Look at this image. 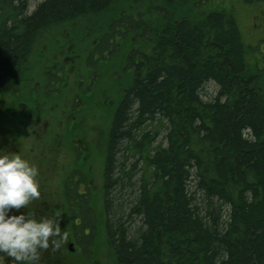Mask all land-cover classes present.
Returning a JSON list of instances; mask_svg holds the SVG:
<instances>
[{
  "label": "trees",
  "instance_id": "obj_1",
  "mask_svg": "<svg viewBox=\"0 0 264 264\" xmlns=\"http://www.w3.org/2000/svg\"><path fill=\"white\" fill-rule=\"evenodd\" d=\"M202 1L43 0L31 10V0H0V134L15 139L11 151L24 150L28 110L58 103L68 52L74 62L83 51L114 103L102 210L76 149L66 159L55 143L40 157L48 164L62 151L60 168L71 171L61 175L63 200L28 207L58 216L80 246L44 251L40 264H90L100 225L110 264H264V76L251 68L234 11ZM45 51L46 75L35 64ZM105 63L118 64L112 75ZM210 82L218 90L206 100ZM13 83L36 93L16 95Z\"/></svg>",
  "mask_w": 264,
  "mask_h": 264
},
{
  "label": "rangeland",
  "instance_id": "obj_2",
  "mask_svg": "<svg viewBox=\"0 0 264 264\" xmlns=\"http://www.w3.org/2000/svg\"><path fill=\"white\" fill-rule=\"evenodd\" d=\"M42 1L31 0L30 9L33 10ZM202 2L203 7L208 10L222 8L234 11L249 49L248 61L251 64V68L258 70L264 76V0H203ZM76 52L77 57H82L80 61L76 59L74 62H71L68 58L70 57L69 52L66 53L65 57H60L61 61L63 60L65 63L64 66L66 68L64 76H62L61 90L56 96H53V99L58 101V103L52 106L44 103L41 109L34 114H30L31 110H28V116L25 118L28 117L31 121H34V124L31 127L24 125L23 130L18 132V139L22 142L24 150L22 152H15L37 165L41 189L46 192V195L37 201H43L50 196L53 199H57L59 196L63 200V188L59 186L62 179L61 175L70 172L71 169L66 164H64V170L60 168V160L66 157L62 151L67 153L66 159H68L69 156L72 158L73 155L75 156L76 149L82 160L79 162L81 165L79 168L87 170V175L89 174V179L92 180L90 189L92 198L97 204L94 207L97 210H102L100 203H103L102 171L104 165V137L106 134V127L104 125L109 118L108 102L110 101L111 105L114 103L111 96L105 92L107 90L106 87L103 89V92L101 86L97 89V86L102 82V75L99 71L93 70L96 66L92 67L91 64L86 65V55L81 49H78ZM50 59L51 54L45 51L41 52L40 57L35 61V64L41 65L44 75L52 68V61ZM109 60L111 61V59H108L106 62H109ZM117 67V63L115 65L106 64L104 69L112 75V72ZM85 68H87V71L82 78L79 71ZM117 73H115L116 77L118 76ZM9 87L12 93L16 95L27 96L30 93L33 96L36 93L31 89L20 87L16 83L11 84ZM23 90L25 92L22 93ZM217 90L218 87L215 83H208L203 90V98L209 100L216 95ZM9 98L10 95L7 99ZM11 113L16 115V109ZM63 128L68 130L67 138H64L66 135ZM15 142V139L7 138V134H0V153L8 154L14 152V150L11 151L10 149L13 144L15 145ZM55 143H57L56 148H60L62 151L58 153V158L50 159L48 160L49 163L45 164L40 157L46 150H52ZM35 147L38 148V152L34 151L33 148ZM71 190L68 187L66 191L68 198L73 196ZM89 192L90 190H88ZM61 200L57 202L62 204ZM98 231L96 243L94 242V246H92L95 254L93 255V260H90L89 263L110 264L108 263L110 261L109 254L100 241L104 236L102 234L104 233L102 225H100Z\"/></svg>",
  "mask_w": 264,
  "mask_h": 264
},
{
  "label": "clouds",
  "instance_id": "obj_3",
  "mask_svg": "<svg viewBox=\"0 0 264 264\" xmlns=\"http://www.w3.org/2000/svg\"><path fill=\"white\" fill-rule=\"evenodd\" d=\"M38 176L37 165L21 154L0 153V264H40L44 251L67 242L58 216L28 207L41 198Z\"/></svg>",
  "mask_w": 264,
  "mask_h": 264
},
{
  "label": "flooded vegetation",
  "instance_id": "obj_4",
  "mask_svg": "<svg viewBox=\"0 0 264 264\" xmlns=\"http://www.w3.org/2000/svg\"><path fill=\"white\" fill-rule=\"evenodd\" d=\"M90 183H91V182H90ZM81 188L83 189L82 192H84V189H85V188H84V185L81 184ZM53 205H56V207H57L58 210H61V209L63 208V206H64V205L59 204V203H55V204H53ZM71 243H73V248H72V251H73V252H75L77 249L80 248V246H79V242L77 241V239H76L75 237H70V238H68L66 244H63V245L66 246L67 250H70V251H71V248H70V244H71ZM53 257L56 259L55 256H53ZM80 257H81V256H80ZM77 258H78V260H76V262H74V263H76V264H86V263L83 261V258H79V257H77ZM94 264H95V263H94Z\"/></svg>",
  "mask_w": 264,
  "mask_h": 264
},
{
  "label": "water",
  "instance_id": "obj_5",
  "mask_svg": "<svg viewBox=\"0 0 264 264\" xmlns=\"http://www.w3.org/2000/svg\"><path fill=\"white\" fill-rule=\"evenodd\" d=\"M72 246H73V245L71 244L70 247L72 248Z\"/></svg>",
  "mask_w": 264,
  "mask_h": 264
}]
</instances>
